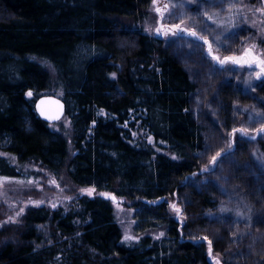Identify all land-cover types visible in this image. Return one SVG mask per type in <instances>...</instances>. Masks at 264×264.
<instances>
[{"label": "trees", "instance_id": "1", "mask_svg": "<svg viewBox=\"0 0 264 264\" xmlns=\"http://www.w3.org/2000/svg\"><path fill=\"white\" fill-rule=\"evenodd\" d=\"M229 1L195 41L199 80L137 26L153 0H0V180L40 199L51 178L71 198L1 229L0 264H264V75L233 62L244 38L264 52V0ZM53 81L67 112L49 124L36 102ZM116 201L165 235L127 245Z\"/></svg>", "mask_w": 264, "mask_h": 264}, {"label": "rangeland", "instance_id": "2", "mask_svg": "<svg viewBox=\"0 0 264 264\" xmlns=\"http://www.w3.org/2000/svg\"><path fill=\"white\" fill-rule=\"evenodd\" d=\"M230 6H232V2L229 0H153L148 17L144 22L137 23V26H142L151 35L164 38L174 54L189 70L191 76L200 80L204 76V69L200 65L201 58L205 56L206 52H202L201 47L197 46L195 41L200 38L204 41L211 39L214 30L212 19L224 15ZM157 9L160 11L158 12ZM191 32H195L196 35H190ZM233 41L235 40L233 39ZM242 43L244 49L242 55L234 58L236 64L247 69L245 71L247 77H256L257 80H261L264 75V64L260 62L264 61V52L256 45L248 44L246 38ZM207 49L208 54L215 57L213 48H211V53L209 45H207ZM220 60L224 59L220 57ZM258 90L262 95L264 94V88ZM48 93L61 97L62 88L57 81H53L51 91ZM221 101L222 98L217 93L208 94L207 91H201L200 96L194 100V104L198 108L207 106L210 111L215 112L221 105ZM65 124L64 129L68 131V122L65 121ZM253 169L259 173L264 172V166H260L258 162L253 164ZM8 184L11 183L0 180V206L4 205L10 214L0 222V230L9 227V225H18L26 211L32 207L47 205L58 208L67 205L71 200L70 197L63 194L61 188L51 178L47 190L42 188L45 193L40 199L23 198L25 192L36 186L34 182ZM27 186L28 188H25ZM52 188L55 190L51 191ZM113 205L116 219L123 232V240L127 245L139 241L144 236L161 238L165 235V230L162 229L151 230L143 234L138 233V222L135 218L137 209L129 208L121 201L113 202ZM126 236L131 239H125ZM6 239L0 235V245Z\"/></svg>", "mask_w": 264, "mask_h": 264}, {"label": "water", "instance_id": "3", "mask_svg": "<svg viewBox=\"0 0 264 264\" xmlns=\"http://www.w3.org/2000/svg\"><path fill=\"white\" fill-rule=\"evenodd\" d=\"M36 112L42 120L49 124H54L65 117L67 106L65 101L57 96H43L36 102ZM114 199L117 200L116 198ZM163 200L153 204H160Z\"/></svg>", "mask_w": 264, "mask_h": 264}, {"label": "snow or ice", "instance_id": "4", "mask_svg": "<svg viewBox=\"0 0 264 264\" xmlns=\"http://www.w3.org/2000/svg\"><path fill=\"white\" fill-rule=\"evenodd\" d=\"M157 11L159 12L160 9H157ZM190 35L195 36L196 33L195 32H191ZM205 42H207V41H205ZM209 52L211 53V46H209ZM214 59H216V57H214ZM226 59H231V58H226ZM220 62L224 63V61H220ZM233 62H236V61L234 60ZM260 63L264 64V61H261ZM217 155H219V154H217ZM214 162H215V157H213V163ZM91 191H93V190H88L89 194H91ZM125 239H131V237L126 236Z\"/></svg>", "mask_w": 264, "mask_h": 264}]
</instances>
